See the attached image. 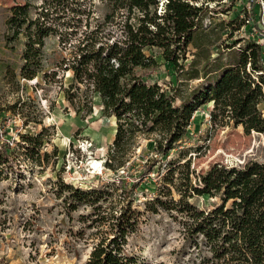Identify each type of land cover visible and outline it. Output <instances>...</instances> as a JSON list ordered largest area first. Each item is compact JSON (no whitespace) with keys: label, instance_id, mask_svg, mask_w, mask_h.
Masks as SVG:
<instances>
[{"label":"trees","instance_id":"trees-1","mask_svg":"<svg viewBox=\"0 0 264 264\" xmlns=\"http://www.w3.org/2000/svg\"><path fill=\"white\" fill-rule=\"evenodd\" d=\"M160 1L106 0L109 11L103 23L83 31L73 45L66 66L72 72L66 98L73 104L76 93L70 90L84 86L98 95L103 113L115 117V133L104 162L107 169L115 161L119 162L115 170L124 165L136 135H155L152 149L157 158L145 165L142 177L151 173L158 160L166 163L163 171L155 168L157 181L145 210L163 211L177 220L184 246L195 250L200 264H264V161L214 163L196 174L190 168V157L186 158L188 150L167 159L176 147L186 149L184 138L193 115L208 103L212 105L208 110L211 124L241 126L245 133L264 132V116L258 107L260 84L264 85L259 74L264 70L261 49L252 38L237 36L229 43L226 40V50L217 47L212 55L210 48H202L213 41L209 38L211 31L199 22L201 9L187 0H165L159 13ZM45 5L55 12L54 16L50 17L43 6V11L32 17L31 5L25 3L12 6L5 20L7 42H16L21 35L25 38L18 73L23 79L35 78L42 71L46 37L57 35L62 42L68 41L61 28L70 29L66 34L71 36L82 25V18L77 16L82 13L78 0H45ZM250 13L252 16L253 10ZM107 23H111V29L105 36H98ZM255 25L258 27V23ZM113 26L119 34L112 32ZM189 46L194 48L192 58H187ZM152 48L173 66L177 84L163 88L148 81L146 71L157 65L154 56L146 53ZM187 81L197 83L182 89ZM16 107L17 103L10 109L15 112ZM29 121L25 118L24 124ZM42 134V130L18 134L19 140L14 143L23 149L26 159L40 162ZM15 149L0 142V179L18 164ZM42 155L46 159L47 153ZM58 186L67 208L89 205L96 213L90 225H107L106 234L96 241L85 264L139 263L136 256L124 253L128 235L139 223V212L132 208L136 184L121 191L125 204L112 208L108 215L97 213H101L103 201L113 196V184L82 188L59 180ZM198 196H207L208 204L196 205L193 200Z\"/></svg>","mask_w":264,"mask_h":264},{"label":"rangeland","instance_id":"rangeland-1","mask_svg":"<svg viewBox=\"0 0 264 264\" xmlns=\"http://www.w3.org/2000/svg\"><path fill=\"white\" fill-rule=\"evenodd\" d=\"M164 1L159 2V13L163 12ZM187 1L201 9L199 22L203 29L211 31L209 38L213 41L202 48H210L212 55L217 47L226 50L223 44L234 37L252 38L257 31L255 24L262 21L259 0ZM25 3L31 5L32 17L43 11V6L50 17L55 15L45 0H0V142L9 143L18 152V164L0 179V264H85L96 241L106 234L107 225H90L96 213L89 205L79 204L75 210L67 208L63 193L58 194L59 180L82 188L113 184V196L103 201L101 213H97L107 215L112 208L125 204L121 202V191L136 184L132 208L139 212V223L128 235L124 253L136 256L138 264H200L195 250L184 246L177 220L163 211L145 210V202L157 181L155 168L163 171L166 163L158 160L151 173L142 177L145 165L157 158L152 149L155 135H136L125 154L124 165L115 170L119 164L115 161L107 169L104 162L116 120L103 113L98 95L84 86L70 90L76 93L73 104L66 98L72 80V72L66 66L73 45L83 31L103 23L109 11L106 0H78L82 13L77 16L82 18V25L71 36L66 34L70 29L61 28L68 41L62 42L57 35L44 39L42 71L30 80L18 75L24 36L12 43L5 38L10 8ZM252 10V16L248 15ZM230 21L233 23L229 24ZM111 27V23L104 25L98 36H105ZM112 32L119 34L114 26ZM230 35L233 37L228 39ZM192 52L194 48L189 46L187 58H192ZM146 53L157 61L153 69L146 71L148 81L163 88L177 84L175 69L165 63L160 51L152 48ZM196 83L187 81L181 88ZM15 103L14 112L10 107ZM211 107L208 103L195 112L184 138L186 149L176 147L167 159L179 157L180 150H188L186 158L190 157V168L196 174L214 163L242 165L249 160L264 161V132L245 133L241 126L233 124L213 125L208 115ZM25 118L31 120L26 125ZM40 130V162H33L25 158L23 149L14 142L19 140L20 133L35 134ZM43 153H47L46 159ZM91 159L98 161V167L92 165ZM193 202L203 206L209 199L198 196Z\"/></svg>","mask_w":264,"mask_h":264},{"label":"built area","instance_id":"built-area-1","mask_svg":"<svg viewBox=\"0 0 264 264\" xmlns=\"http://www.w3.org/2000/svg\"><path fill=\"white\" fill-rule=\"evenodd\" d=\"M259 5H260L259 11L261 12V15H262V21H261V23L259 21L258 27H256L257 28L256 34L252 36V39L261 49V62L264 65V12H263L264 2H263V0H259ZM249 21H251V20H249ZM249 21H247V22H249ZM259 74L264 78V70L260 71ZM255 79L257 80L256 77H255ZM260 85H261V90H262V96H261V101H260L258 107L260 108L262 115L264 116V85H262V84H260Z\"/></svg>","mask_w":264,"mask_h":264},{"label":"bare ground","instance_id":"bare-ground-1","mask_svg":"<svg viewBox=\"0 0 264 264\" xmlns=\"http://www.w3.org/2000/svg\"><path fill=\"white\" fill-rule=\"evenodd\" d=\"M114 119H115V117L112 116V120H114ZM91 163H92V165H93L94 167H98V165H99L98 161L93 160V159H91Z\"/></svg>","mask_w":264,"mask_h":264}]
</instances>
